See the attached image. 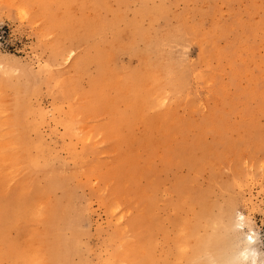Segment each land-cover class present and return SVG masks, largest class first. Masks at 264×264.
Returning a JSON list of instances; mask_svg holds the SVG:
<instances>
[{"label": "rangeland", "instance_id": "rangeland-1", "mask_svg": "<svg viewBox=\"0 0 264 264\" xmlns=\"http://www.w3.org/2000/svg\"><path fill=\"white\" fill-rule=\"evenodd\" d=\"M0 196V264H264V0H0Z\"/></svg>", "mask_w": 264, "mask_h": 264}, {"label": "bare ground", "instance_id": "bare-ground-1", "mask_svg": "<svg viewBox=\"0 0 264 264\" xmlns=\"http://www.w3.org/2000/svg\"><path fill=\"white\" fill-rule=\"evenodd\" d=\"M184 29V28H183ZM185 31V30H184ZM97 34H99V33H97ZM173 38V37H172ZM173 40H176V39H173ZM150 49V48H149ZM155 49V48H154ZM152 52H153V50H151ZM150 51V52H151ZM228 51V50H227ZM225 52V51H224ZM235 52V51H234ZM168 55V54H167ZM228 55V54H227ZM169 56H170V54H169ZM172 59V58H171ZM169 60V59H168ZM171 71V70H170ZM179 72V71H178ZM181 73H182V71H180ZM179 72V73H180ZM178 73V74H179ZM177 74V73H176ZM178 77V76H177ZM185 80V79H184ZM186 81V80H185ZM184 83V82H183ZM182 83V84H183ZM186 83V82H185ZM185 83H184V85H185ZM179 86V85H178ZM56 87V86H55ZM179 88H182V87H179ZM23 95V94H22ZM24 103V102H23ZM23 103H21V104H23ZM22 107V106H21ZM16 109V108H15ZM17 117H19V119H21V116H20V110L18 111V114H17ZM32 121V120H31ZM19 122H22V121H19ZM13 125V124H12ZM10 127V126H9ZM76 127V126H75ZM80 128V127H79ZM2 129V128H1ZM21 129H24V127H22ZM40 130V129H39ZM33 135V134H32ZM6 137V136H5ZM86 137V136H85ZM87 138H88V136H87ZM32 139V138H31ZM252 139V138H251ZM254 139H256V138H254ZM24 140V139H23ZM33 140V139H32ZM34 140H36V139H34ZM29 141H31V140H29ZM250 142V141H249ZM34 143V142H33ZM32 143V144H33ZM36 143V142H35ZM10 144H12V143H10ZM32 144H31V146H32ZM28 147V146H27ZM33 147V146H32ZM9 148V147H8ZM26 148V147H25ZM41 148V147H40ZM28 149V148H27ZM26 150V149H25ZM27 151V150H26ZM3 152V151H2ZM84 152V151H83ZM85 152H86V150H85ZM27 153V152H26ZM28 153H29V151H28ZM28 153H27V155H28ZM81 156L83 157V154H81ZM32 163L33 162H35V159H31L30 160ZM235 161V160H234ZM234 163V162H233ZM58 167H59V165H58ZM62 169V168H61ZM66 170V169H65ZM68 174V173H67ZM74 175V174H73ZM76 175V174H75ZM63 177V176H62ZM65 177V176H64ZM235 177V176H234ZM31 179V178H30ZM65 179V178H64ZM185 180V179H184ZM181 181H182V179H181ZM186 181H187V179H186ZM27 182V181H26ZM239 182V181H238ZM181 183V182H180ZM25 184V183H24ZM176 184V183H175ZM66 185V184H65ZM133 185V184H132ZM34 186V185H33ZM220 186V185H219ZM19 187V186H18ZM62 187V186H61ZM183 187V186H182ZM221 187H222V185H221ZM23 188V187H22ZM179 189V188H178ZM221 189V188H220ZM19 190V189H18ZM29 190H30V188H29ZM226 190V189H225ZM15 191H16V189H15ZM24 191V190H23ZM189 192V191H188ZM8 193H10V192H8ZM4 195V194H3ZM2 195V196H3ZM15 195V194H14ZM17 195V194H16ZM8 196V195H7ZM1 197V196H0ZM191 197V196H190ZM7 198H9L10 200H8V202L9 201H11L12 202V200L14 199V197H13V199H12V195H11V197H7ZM32 198V197H31ZM178 198V197H177ZM2 199V198H1ZM12 199V200H11ZM15 200V199H14ZM26 200V199H25ZM175 200V199H174ZM10 202V203H11ZM69 202V201H68ZM10 203H9V205H10ZM23 203H24V200H23ZM12 204H14L13 202H12ZM20 204V203H19ZM18 203H17V205H19ZM29 204V203H28ZM25 205V204H24ZM6 206H7V204H5L4 205V207H5V212H7V210H6ZM61 206V205H60ZM69 206V205H68ZM182 206V205H181ZM12 207V206H11ZM64 207V206H63ZM70 207V206H69ZM57 208V207H56ZM61 208H62V206H61ZM65 208V207H64ZM63 208V209H64ZM18 209H21V207L19 208V206H18ZM66 210H69L70 211V209L69 208H65ZM64 209V210H65ZM62 210V209H61ZM110 210H111V208H110ZM3 211V210H2ZM20 211H22V210H20ZM56 212H58V211H56ZM3 217H5V214L3 215ZM3 217H0V218H3ZM6 219V218H5ZM24 219H26V218H24ZM4 220V219H3ZM0 221H1V219H0ZM18 221V220H17ZM61 221H63V220H61ZM73 221V220H72ZM71 221V222H72ZM136 221H138L137 219H136ZM135 220H134V222H136ZM69 222V221H68ZM70 222V223H71ZM3 223V222H2ZM1 223V224H2ZM22 223V222H21ZM70 223H68V224H70ZM133 223V222H132ZM138 223V222H137ZM136 224V223H135ZM132 225V224H131ZM138 225V224H137ZM0 226H2V225H0ZM5 226V225H4ZM20 226H23V225H20ZM65 226V225H64ZM68 226V225H67ZM71 226V225H70ZM66 227V226H65ZM69 227V226H68ZM135 227V226H134ZM18 230V229H17ZM18 233V232H17ZM115 233V232H114ZM117 233V232H116ZM20 234V233H19ZM18 234V235H19ZM122 235V234H121ZM114 236V235H113ZM122 236H124V235H122ZM120 238V237H119ZM251 238H252V236H251ZM123 239V238H122ZM113 240H115V238L113 239ZM118 240V239H117ZM74 242H77V241H75V240H73ZM209 241H212L213 243H212V246H214L215 244V240L214 239H210ZM68 242V241H67ZM247 243H249L248 241H246ZM110 244V243H109ZM112 244V243H111ZM111 244H110V246H111ZM129 244V243H128ZM119 245V244H118ZM112 246H114L113 244H112ZM119 247V246H118ZM245 248H243V249H241L240 251H239V256H241L242 258H249L250 259V262L252 263L253 262V264H263V261H260V262H258L257 263V260H256V256H255V254H256V251L253 249V248H247L246 246H244ZM57 248H59L58 249V251H57V255H63L62 257H65V256H67V249H65V245L62 243L61 244V246H59V247H57ZM110 248H112V247H110ZM199 248V247H198ZM196 251V250H195ZM198 251V250H197ZM252 253H251V252ZM235 252V251H234ZM251 253V254H250ZM36 254V253H35ZM122 255V254H121ZM114 256V255H113ZM33 257H34V254H33ZM40 259V258H39ZM117 259H119V258H117ZM41 261V260H40ZM122 261V260H121ZM226 261H228V260H226ZM124 262V261H123ZM38 263V262H37ZM62 263V262H61ZM128 263V262H127ZM130 263V262H129ZM211 263H212V261H211ZM226 263V262H225ZM39 264V263H38ZM42 264V263H41Z\"/></svg>", "mask_w": 264, "mask_h": 264}, {"label": "snow or ice", "instance_id": "snow-or-ice-1", "mask_svg": "<svg viewBox=\"0 0 264 264\" xmlns=\"http://www.w3.org/2000/svg\"><path fill=\"white\" fill-rule=\"evenodd\" d=\"M242 219V218H241ZM252 238H251V236H249V240H251Z\"/></svg>", "mask_w": 264, "mask_h": 264}]
</instances>
